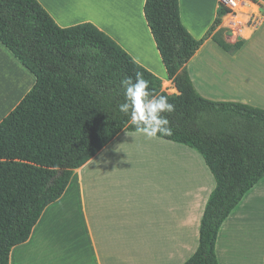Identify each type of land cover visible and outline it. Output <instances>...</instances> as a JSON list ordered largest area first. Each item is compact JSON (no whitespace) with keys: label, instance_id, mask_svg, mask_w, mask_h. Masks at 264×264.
Segmentation results:
<instances>
[{"label":"trees","instance_id":"1","mask_svg":"<svg viewBox=\"0 0 264 264\" xmlns=\"http://www.w3.org/2000/svg\"><path fill=\"white\" fill-rule=\"evenodd\" d=\"M229 12L220 6L212 26L196 40L181 22L179 0H145V21L177 91L168 95L159 78L91 23L61 28L37 0H0V43L35 77L0 123V264H10L12 249L28 241L75 169L121 131L137 132L130 116L119 111L121 80L135 79L136 73L154 96L174 106L164 114L173 134L157 137L196 151L215 182L198 247L183 264H219L221 226L264 177V110L201 97L186 70L210 36L226 52L241 48V41L225 42V30L215 32Z\"/></svg>","mask_w":264,"mask_h":264},{"label":"crops","instance_id":"2","mask_svg":"<svg viewBox=\"0 0 264 264\" xmlns=\"http://www.w3.org/2000/svg\"><path fill=\"white\" fill-rule=\"evenodd\" d=\"M37 2L61 28L91 23L159 78L162 86L170 84L173 94L177 93L145 21V0ZM219 7V0H179L181 22L199 40L217 18ZM243 7L235 14H225L215 30H225L224 40L229 45L241 41V48L226 52L210 36L186 64V70L201 97L264 110V0H249ZM253 16L257 19L255 24L249 21ZM34 83L35 77L0 43V123ZM131 142H136L133 145L138 151H131ZM185 147L158 137L150 139L142 133L121 131L95 157L73 171L64 194L43 211L28 241L12 249L10 264H57L54 247L58 239L63 241L64 253L71 252V262L77 260L78 264L186 262L198 247L205 206L198 209L201 202L197 193L192 195L195 206L185 209L184 174L180 176L179 190L178 183L168 190L154 175L163 169L161 162L165 159L179 161L181 167L192 163L193 153ZM207 182L210 185L209 179ZM207 200L204 198L202 204ZM230 216L218 232V263L230 264V258L236 255L235 264L241 259L264 264V240L248 244L255 247L253 251L236 250L227 244L224 229ZM62 260L70 263V258Z\"/></svg>","mask_w":264,"mask_h":264},{"label":"rangeland","instance_id":"3","mask_svg":"<svg viewBox=\"0 0 264 264\" xmlns=\"http://www.w3.org/2000/svg\"><path fill=\"white\" fill-rule=\"evenodd\" d=\"M161 89L168 95H172L174 93L171 90L170 84L162 86ZM135 143L136 142L129 143L132 145L131 151L133 152L138 151V147L133 145ZM185 148L193 153L194 160L192 163H183L181 167L179 161L177 163H172V161L165 159L161 162L163 163L161 164L163 169H160L159 172L155 171L154 175L159 176L160 182H164V185L167 186L168 190H173L176 183H178L179 190L180 176L184 174L182 176V181L184 182L182 195L185 209H187L186 207L191 208L192 206H195V199L192 195H196L197 193L200 198L199 202H201L198 207L199 209L203 205L205 206L204 203L202 204V201L204 198H208L209 193L207 194V197L206 193L211 186L214 187V182L210 172L203 163L201 156L196 151L188 147ZM188 172H191V174H188ZM146 173L148 174L149 172L146 170ZM174 176H176V178H173ZM207 179L210 180V185L209 182H207ZM196 180H198L197 184ZM224 236L227 244L234 246L236 250L253 248V251L255 247H249L248 244L254 245L256 242H259V240H264V177L243 197L242 201L234 209L228 219V222H226ZM63 249L64 246L62 239L56 240L54 252L56 254V258L58 259L57 264H64L62 260L64 257H66V259L70 258V263L67 264H78L77 260H73L71 262V252L66 251V253H64ZM60 256H62V258ZM235 260L236 255L233 258H230V264H235ZM237 264H255V261L248 263L241 259V261Z\"/></svg>","mask_w":264,"mask_h":264},{"label":"clouds","instance_id":"4","mask_svg":"<svg viewBox=\"0 0 264 264\" xmlns=\"http://www.w3.org/2000/svg\"><path fill=\"white\" fill-rule=\"evenodd\" d=\"M121 86L124 89V102L119 105V111L130 116L138 133L150 139L157 138L158 134H173L170 122L164 114L174 111V106L164 96H154L149 91L148 81L141 73H136L135 79H122Z\"/></svg>","mask_w":264,"mask_h":264},{"label":"built area","instance_id":"5","mask_svg":"<svg viewBox=\"0 0 264 264\" xmlns=\"http://www.w3.org/2000/svg\"><path fill=\"white\" fill-rule=\"evenodd\" d=\"M249 0H219L220 6L230 11L228 14H235L241 11L244 7V3H248ZM249 21L253 24L257 23V19L253 17H249Z\"/></svg>","mask_w":264,"mask_h":264}]
</instances>
